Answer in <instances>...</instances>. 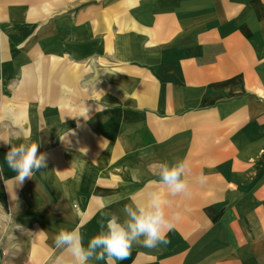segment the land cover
<instances>
[{"label": "crops", "instance_id": "1", "mask_svg": "<svg viewBox=\"0 0 264 264\" xmlns=\"http://www.w3.org/2000/svg\"><path fill=\"white\" fill-rule=\"evenodd\" d=\"M24 142L47 167L21 183ZM153 190L171 242L115 264H264V0H0V259L73 264L61 229L87 248Z\"/></svg>", "mask_w": 264, "mask_h": 264}, {"label": "clouds", "instance_id": "2", "mask_svg": "<svg viewBox=\"0 0 264 264\" xmlns=\"http://www.w3.org/2000/svg\"><path fill=\"white\" fill-rule=\"evenodd\" d=\"M6 143H9L5 141ZM12 145V144H11ZM39 145L24 142L12 145L6 153L8 167L17 173L18 182L31 178L35 171L47 167L46 154H38ZM186 160L159 163L158 183L166 186L167 191L175 196L188 192L185 179ZM123 219L117 214H106L99 222V232L89 241L87 248L76 230L61 229L55 236L57 248H63L73 257V264H90L95 260L106 259L108 264L126 259L134 244L154 249L167 246L171 241L167 232L173 227L178 214L169 217L165 211V202L159 191L147 193L146 198L132 200L122 209ZM59 261V258H58Z\"/></svg>", "mask_w": 264, "mask_h": 264}, {"label": "built area", "instance_id": "3", "mask_svg": "<svg viewBox=\"0 0 264 264\" xmlns=\"http://www.w3.org/2000/svg\"><path fill=\"white\" fill-rule=\"evenodd\" d=\"M0 264H7L4 260L0 259Z\"/></svg>", "mask_w": 264, "mask_h": 264}]
</instances>
